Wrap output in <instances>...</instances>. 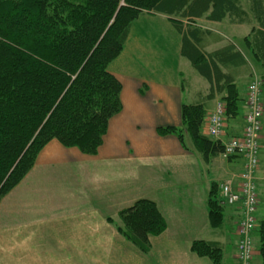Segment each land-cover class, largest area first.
Returning <instances> with one entry per match:
<instances>
[{
	"label": "crops",
	"instance_id": "crops-1",
	"mask_svg": "<svg viewBox=\"0 0 264 264\" xmlns=\"http://www.w3.org/2000/svg\"><path fill=\"white\" fill-rule=\"evenodd\" d=\"M260 32L264 28L252 0H236L235 8L224 15L215 13L212 5L199 16L184 15L183 11L178 15L143 14L132 25L123 52L109 66L122 84L123 107L109 122L98 153L86 155L53 141L39 154L25 179L2 199L0 264H55L52 261L56 257H89L93 250L106 251L111 239L124 240L108 222L110 204L105 186H93L90 180L94 176L100 180L102 168L107 166L152 161L171 165L175 168L172 173L178 169L184 182L170 185L164 192V208L159 209L167 229L151 239L148 264H212L191 252L192 243L199 240L221 243L223 264H237L241 207L225 206L223 226L213 229L208 220L206 191L211 183L239 174L244 160L235 157L226 161L218 156L207 164L190 139H186V147L177 136L160 135L158 129L181 127L183 105H202L210 115L218 102H224L230 81L239 92L240 116L226 122L220 140L226 143L240 137L249 86L255 76L264 82V54L256 45ZM195 64L204 65L206 74L197 70ZM260 171L259 166L256 173ZM204 172L209 186L204 184ZM257 181L258 220L259 208L264 205L259 182H264V176ZM140 198H135V202ZM125 208L119 209L118 215ZM95 217L102 218L99 226H92ZM231 225L233 231L228 232ZM219 235L225 241H219ZM256 237L255 232V240ZM77 240H95L99 248H92L93 243H71ZM46 257L53 259L48 261ZM65 263L68 264H62Z\"/></svg>",
	"mask_w": 264,
	"mask_h": 264
},
{
	"label": "trees",
	"instance_id": "trees-1",
	"mask_svg": "<svg viewBox=\"0 0 264 264\" xmlns=\"http://www.w3.org/2000/svg\"><path fill=\"white\" fill-rule=\"evenodd\" d=\"M236 0H0V203L30 173L43 149L53 141L94 156L109 122L122 110V84L109 71L125 48L132 25L145 13L199 16L214 7L224 15ZM264 28V0H252ZM234 7V8H233ZM222 17V16H221ZM264 54V32L256 37ZM263 59V58H262ZM201 73L204 65H194ZM203 71V72H202ZM206 74V73H205ZM223 99L226 120L240 116V96L228 81ZM208 113L202 105H183L181 127L159 128L175 135L209 164L223 143L204 133ZM187 147V145H186ZM206 206L211 228L224 224L217 182ZM117 232L143 254L167 222L157 203L139 199L123 209ZM258 256L264 264V220L256 229ZM191 252L220 264L224 246L194 241Z\"/></svg>",
	"mask_w": 264,
	"mask_h": 264
},
{
	"label": "rangeland",
	"instance_id": "rangeland-1",
	"mask_svg": "<svg viewBox=\"0 0 264 264\" xmlns=\"http://www.w3.org/2000/svg\"><path fill=\"white\" fill-rule=\"evenodd\" d=\"M263 107H264V98H263ZM225 104V103H224ZM263 124V123H262ZM262 135V138H261ZM223 159V158H222ZM224 160V159H223ZM261 167V171L256 175V183L258 184L257 178L264 176V127L260 132V152H259V163L258 168ZM104 170V174L100 177V180L97 179V176H94L90 182L93 186H105L106 188V197L108 198L107 205V214L109 217L113 218L115 221L119 222L118 211L121 208H125L129 205H132L135 202V198L143 199L144 197L153 198L156 203L159 204L158 207L162 210L164 208V198L166 188L170 185H180L181 182H184L180 176V171L176 169L175 173H172L171 165L166 166V163L160 161H152V162H131V163H122L117 166H107L106 168H102ZM171 170V171H170ZM171 172L170 174L168 173ZM53 173V172H51ZM204 184L207 186L208 178L206 173L204 172ZM237 175V174H236ZM235 175V177H236ZM55 177V173L53 174V178ZM222 177V176H220ZM231 177H228L230 179ZM222 179V178H221ZM217 181V179H215ZM106 181V185L104 183ZM262 191H264V182H259ZM260 189V190H261ZM117 190H119V195L117 198ZM208 193V188L207 191ZM101 197V196H100ZM114 200H117V203H113ZM264 203V202H263ZM157 204V205H158ZM257 224H259L262 220H264V205L259 208V216H258ZM101 217L93 218L92 226H99V221ZM95 223V224H94ZM114 227V226H113ZM110 228V227H109ZM233 231V225L228 228V232ZM110 234V232H109ZM154 238V237H152ZM151 238V239H152ZM219 241H225L223 236H217ZM230 240H233L234 237L228 235ZM210 240V239H209ZM75 245H82L93 243L92 248H99V242L93 241H74L71 242ZM98 244V245H97ZM92 245V244H91ZM107 250H93L92 256H74V257H56L52 261L55 264H62L63 262H68V264H148V254H143L139 250H137L131 243L127 240L116 239L107 241ZM255 251L252 264H261L260 258L257 255V248L259 247V240L256 237L254 242ZM81 253L83 251H77V253ZM197 256V255H196ZM16 259V257H12ZM36 258V257H35ZM224 258V256H223ZM236 258H238V252H236ZM4 259L10 261L8 257H4ZM20 259V258H19ZM52 257H46L45 260H52ZM208 259V258H206ZM212 264L213 261L209 259ZM63 261V262H62ZM223 259L220 264H223ZM237 264H240V261L237 259ZM67 264V263H65Z\"/></svg>",
	"mask_w": 264,
	"mask_h": 264
},
{
	"label": "built area",
	"instance_id": "built-area-1",
	"mask_svg": "<svg viewBox=\"0 0 264 264\" xmlns=\"http://www.w3.org/2000/svg\"><path fill=\"white\" fill-rule=\"evenodd\" d=\"M262 87L263 82L255 76L248 90L243 135L227 142L221 154L225 160L233 157H242L245 160L243 172L220 185L222 204L241 205L242 208V219L238 228V260L240 264H252L254 253L253 232L256 227L258 205L255 172L259 163L260 132L264 115ZM225 119V104L219 102L208 117L207 134L215 139L221 138L225 131Z\"/></svg>",
	"mask_w": 264,
	"mask_h": 264
}]
</instances>
